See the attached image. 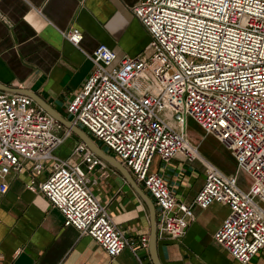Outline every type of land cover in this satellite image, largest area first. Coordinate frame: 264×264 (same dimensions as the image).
Instances as JSON below:
<instances>
[{
  "label": "built area",
  "instance_id": "obj_1",
  "mask_svg": "<svg viewBox=\"0 0 264 264\" xmlns=\"http://www.w3.org/2000/svg\"><path fill=\"white\" fill-rule=\"evenodd\" d=\"M132 12L151 36L150 52L119 57L99 44L87 54L92 70L66 105L70 121L148 190L158 236L182 238L194 207L220 202L229 213L213 240L249 264L264 249V0H140ZM63 36L79 47L77 27ZM189 118L230 151L233 173L191 144ZM70 134L30 97L1 93L0 198L6 177L27 170L26 187L41 192L65 226L90 236L110 258L128 247L141 262L138 249L148 248V237L128 238L92 190L109 176L108 164L81 141L66 158L55 153ZM177 155L204 166L191 203L177 200L150 171L154 156L168 162ZM240 170L252 180L246 192L238 186Z\"/></svg>",
  "mask_w": 264,
  "mask_h": 264
},
{
  "label": "crops",
  "instance_id": "obj_2",
  "mask_svg": "<svg viewBox=\"0 0 264 264\" xmlns=\"http://www.w3.org/2000/svg\"><path fill=\"white\" fill-rule=\"evenodd\" d=\"M139 1L0 0V94L26 95L44 112L47 107L70 121L66 105L92 70L87 54L99 44L107 45L119 57L150 52L151 36L132 12ZM71 26L82 33L79 47L63 36ZM187 135L199 153L223 173L235 171L234 158L222 146L214 147V152L202 149L208 137L215 138L204 134L190 118ZM66 141L70 142L68 150L63 148ZM78 141L66 138L56 154L68 157ZM226 154L234 171L228 170L227 164L220 166L225 159L218 156ZM108 155L118 161L112 153ZM108 166L109 176L99 179L96 193L92 188L94 194L128 238L136 241L146 235L149 240L155 232L160 264H238L213 240V233L229 213L226 204L194 207V218L178 240L158 236L157 206L151 194L127 171L152 203L153 218L147 200L119 171ZM150 171L160 174L177 200L185 203L193 201L205 177L200 161H188L182 155L168 162L154 156ZM28 180L27 170L6 177L9 187L0 198V264H153L149 243L147 249H138L141 262L128 247L110 258L90 236L65 226L60 211L41 192L26 187Z\"/></svg>",
  "mask_w": 264,
  "mask_h": 264
},
{
  "label": "water",
  "instance_id": "obj_3",
  "mask_svg": "<svg viewBox=\"0 0 264 264\" xmlns=\"http://www.w3.org/2000/svg\"><path fill=\"white\" fill-rule=\"evenodd\" d=\"M44 110L48 112L56 121L63 124L68 130L71 131L81 142H83L92 152H94L97 156H99L102 160H104L106 163L110 164L112 167H114L117 171H119L126 180H128L131 185L137 190L144 198L147 200L150 209H151V216L153 218L154 215V208L152 203L149 201V199L141 192L139 187L136 185V183L131 178L130 174L127 172V170L112 156L106 154L100 146H98L81 128L73 124L71 121H68L64 119L62 116L54 112L53 110L44 107ZM149 253L151 256V260L153 264H160V261L157 257L156 253V234L155 232L151 233L150 239H149Z\"/></svg>",
  "mask_w": 264,
  "mask_h": 264
},
{
  "label": "rangeland",
  "instance_id": "obj_4",
  "mask_svg": "<svg viewBox=\"0 0 264 264\" xmlns=\"http://www.w3.org/2000/svg\"><path fill=\"white\" fill-rule=\"evenodd\" d=\"M192 120V119H190ZM192 124L196 127H198L200 129V127L196 124V122H194L192 120ZM192 125L190 126V130L192 131ZM203 133L204 131L202 129H200ZM62 132V131H61ZM205 134V133H204ZM214 137V136H213ZM67 138H70L71 140H79L73 133H71ZM215 138V137H214ZM189 139V138H188ZM216 140V141H215ZM212 139V137H208V139L204 142V145L202 147V149H205L206 147H208L209 149H211V151H213L212 149L214 147H217L218 145L222 146V148H224L232 157L231 153L229 150H227L216 138ZM69 143L68 141L65 142V144L63 145L64 149H69ZM207 149V148H206ZM208 150V149H207ZM214 152V151H213ZM56 153V152H55ZM227 153V154H228ZM222 157V156H218L219 158H223L222 160H224V164H220L221 167L226 166V164L228 165L227 167L228 170L230 171H234V164L232 163L231 159L229 156ZM226 168V167H225ZM237 178H238V186L241 188V190L243 191H248L249 187L252 183L251 177L244 172L243 170H240L237 174ZM97 185V184H96ZM100 185H98L99 187ZM100 188V187H99ZM94 192L96 193V186L93 187ZM92 189V190H93ZM99 198V197H98ZM100 199V198H99ZM250 264H264V249H262L261 251H259V253L253 258L252 262Z\"/></svg>",
  "mask_w": 264,
  "mask_h": 264
},
{
  "label": "trees",
  "instance_id": "obj_5",
  "mask_svg": "<svg viewBox=\"0 0 264 264\" xmlns=\"http://www.w3.org/2000/svg\"><path fill=\"white\" fill-rule=\"evenodd\" d=\"M92 140H94L89 134H87ZM97 144H99V143H97ZM100 145V144H99ZM104 150V149H103ZM106 153L107 154H110L111 152L110 151H108V150H106Z\"/></svg>",
  "mask_w": 264,
  "mask_h": 264
}]
</instances>
